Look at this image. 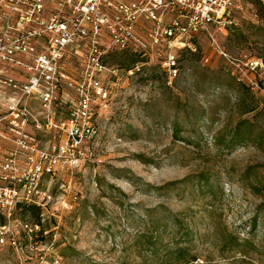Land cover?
Returning a JSON list of instances; mask_svg holds the SVG:
<instances>
[{"label":"rangeland","instance_id":"obj_1","mask_svg":"<svg viewBox=\"0 0 264 264\" xmlns=\"http://www.w3.org/2000/svg\"><path fill=\"white\" fill-rule=\"evenodd\" d=\"M228 14L196 53L107 42L93 156L47 184L78 200L55 217L20 212L42 224L44 251L6 248L0 264H264V2Z\"/></svg>","mask_w":264,"mask_h":264},{"label":"built area","instance_id":"obj_2","mask_svg":"<svg viewBox=\"0 0 264 264\" xmlns=\"http://www.w3.org/2000/svg\"><path fill=\"white\" fill-rule=\"evenodd\" d=\"M233 1L0 0V250L44 251L42 224L18 217L25 205L41 218L73 210L72 186L62 182L55 197L47 184L73 177L93 156L107 42L141 53L164 44L196 53V35L232 24ZM144 24L149 43L138 33Z\"/></svg>","mask_w":264,"mask_h":264},{"label":"trees","instance_id":"obj_3","mask_svg":"<svg viewBox=\"0 0 264 264\" xmlns=\"http://www.w3.org/2000/svg\"><path fill=\"white\" fill-rule=\"evenodd\" d=\"M32 209H37V208H35V207H33V206H30V205H25L24 207H23V212H31L32 211ZM39 210V209H38ZM37 210V215H38V217H40V215H39V213L38 212H40V211H38ZM195 260H192V261H187L185 264H193V262H194Z\"/></svg>","mask_w":264,"mask_h":264}]
</instances>
